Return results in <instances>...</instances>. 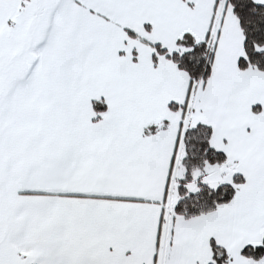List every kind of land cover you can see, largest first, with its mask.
Returning <instances> with one entry per match:
<instances>
[{"label":"snow or ice","instance_id":"1","mask_svg":"<svg viewBox=\"0 0 264 264\" xmlns=\"http://www.w3.org/2000/svg\"><path fill=\"white\" fill-rule=\"evenodd\" d=\"M0 264H264V0H0Z\"/></svg>","mask_w":264,"mask_h":264}]
</instances>
